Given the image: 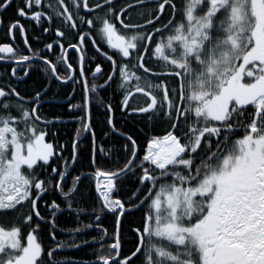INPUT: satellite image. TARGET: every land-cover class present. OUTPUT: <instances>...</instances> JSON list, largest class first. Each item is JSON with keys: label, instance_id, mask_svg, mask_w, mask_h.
Segmentation results:
<instances>
[{"label": "snow or ice", "instance_id": "snow-or-ice-1", "mask_svg": "<svg viewBox=\"0 0 264 264\" xmlns=\"http://www.w3.org/2000/svg\"><path fill=\"white\" fill-rule=\"evenodd\" d=\"M12 7L0 0V14ZM14 10L13 43H0L15 78L0 83V264H264V0H19ZM54 18L55 62L43 54L54 44L33 50L22 23L46 21L47 33ZM33 68L46 82L23 93ZM65 86L70 145L59 142L63 114L44 111ZM108 89L118 103L100 96ZM135 94L144 102L133 107ZM101 106L104 135L119 145L97 146L92 108ZM117 111L167 128L142 147L117 127ZM81 138L87 173L75 168ZM125 179L132 190L118 196ZM137 212L126 241L124 221ZM91 245V261L67 254Z\"/></svg>", "mask_w": 264, "mask_h": 264}, {"label": "trees", "instance_id": "trees-1", "mask_svg": "<svg viewBox=\"0 0 264 264\" xmlns=\"http://www.w3.org/2000/svg\"><path fill=\"white\" fill-rule=\"evenodd\" d=\"M93 2H95V0H93ZM18 3H19V0H14V7H15V4H18ZM14 7L9 8L6 12H3L2 14H0V15H2V18L4 21L3 30H4V28H6V30H7L8 29V27H7L8 23L11 20H14L16 18ZM135 15L136 14L133 13L134 17H135ZM165 19H166V17H165ZM133 22H136V20L134 19ZM22 23H24L28 29L27 36H28L29 43L31 44L33 50H36V49L42 50V48L38 47L36 45V43L37 44H39L40 42H43L44 44L49 43L50 41H52L51 39H54L56 37L55 36V29L57 27H62V25L60 24V21L58 19H55V18L53 19V21L50 25L51 30L47 33H45L43 31V27H49V25L47 24L46 21L44 22L43 27H38L35 23L31 22L30 20H23ZM37 30H38V32H37ZM35 37H39V40H37ZM63 39H64L65 46H67V43L73 39V33L68 32L66 30V35ZM6 42H7L6 32L3 33V31H1L0 32V43H6ZM91 51H92V48L89 45L88 46V52L91 53ZM74 59H75V57H74ZM102 71L103 72L109 71L108 62L105 61L102 64ZM31 82L32 83H30L28 85H26V84L21 85L20 89L25 91V92H32V90L34 88H36L39 85H42V83H40L37 78ZM99 82L100 81H98L97 83H99ZM55 91H56L55 88H53L52 92L54 93ZM50 95H52V94L50 93ZM135 95L137 98L131 99L130 104L133 107L142 105L144 102L142 94H135ZM100 96L103 97V99L105 101H110L114 104L118 103V101L120 99L119 94H117L115 96V98L113 97L112 89H108L106 92H101ZM44 111L46 114H49V116H51V114H63L64 120H69V117L67 115L68 110L66 108V105H63V106L49 105L48 107H44ZM103 111H104V108L102 106L99 107V109L97 107L92 108V113H93L92 122L94 124V131L96 134L97 146L106 148V147H109L111 144L119 145L121 143V140L119 138L114 137L110 132H109L108 136L104 135L105 131L107 130V126L105 124L106 118L103 115ZM115 123H116L117 127L122 129V130H128V129L133 130L136 133L142 147L145 144V138L146 137L154 135V134H163V132L167 128V125L162 124V123H156L154 125H149L144 120H142L139 115H135L132 118H130L129 116H122L120 111H117L115 113ZM53 130L56 131L57 129H53ZM58 136H59V142L60 143H65V144L70 145L71 140L75 139L73 122L67 123V124H62V125L58 126ZM87 136H89L88 133L85 134V137H87ZM49 139H50V137H49ZM79 148L82 150L83 155L80 158V163H78L75 166V168H76L77 172L87 173L91 170L89 168V160L87 159V157L90 156V152H91L90 141L87 139L81 138V141L79 143ZM65 154H67V152ZM98 159H99V157H98ZM100 163H101V166L103 168L110 167V165L107 164L106 162H104L103 160H100ZM73 174H76V172H74ZM82 179H84V177H82ZM85 183H88V181H85ZM130 190H132V181H131V179H125L120 183L119 191L116 193V195L122 196L125 193L129 192ZM139 218H140L139 212L135 213L134 215H129L126 217V219L124 221V236H125L126 241L131 239V237L128 233L129 223L133 220H135L136 223H139ZM7 219H11V218H7ZM86 222H87V220H85V223ZM103 223L105 224V226H107L109 228L110 231L112 230V217L111 216H108L103 221ZM61 224L64 226H68L70 224H71V226H75L74 224L71 223V217L65 218L64 216H61ZM91 234L94 235L95 233H91ZM93 247H96V245L82 246L79 249L67 250V254L72 256V257L81 259V260L91 261L94 259V256H93L92 250H91ZM128 247H130V245L126 244L125 249H127Z\"/></svg>", "mask_w": 264, "mask_h": 264}, {"label": "flooded vegetation", "instance_id": "flooded-vegetation-1", "mask_svg": "<svg viewBox=\"0 0 264 264\" xmlns=\"http://www.w3.org/2000/svg\"><path fill=\"white\" fill-rule=\"evenodd\" d=\"M5 30H6V28H4V30H3V25H0V32L1 31H3V33L6 32V35H7V42L6 43H13L12 38L8 33V29L6 31ZM37 32H38V30H37ZM56 39H58V38L55 37L54 39H51L52 41L49 42V43L54 44V48L52 51H43V54L47 55L54 62L56 60V56L61 54V49L55 44ZM14 43L19 48L24 49L25 54H28V50L25 47V45L22 43L19 32H15ZM36 45L38 46L37 43H36ZM66 55H68L70 57V62H72L74 60L75 56L72 55L71 49H67ZM12 66H13V62H11V61L0 62V83H4L8 78L15 80L14 77H11V67ZM18 74H20V73H18ZM36 78L42 84H44L46 82L45 74L39 68H33L32 70H30V75L25 78V82L18 85V90L22 91L23 93H31V92H25V91L21 90L20 86L24 85V84L28 85V84L32 83L31 81L35 80ZM89 79L91 81V77H89ZM98 81L99 80L94 81V82H98ZM76 87H77V95L75 97V100H73V103L80 101V95H79L80 85L77 84ZM53 88H55L56 91L58 90L55 85L53 86ZM59 90L61 92V95L58 98H55L52 95H49V97L46 98V103H45L44 107H48L49 105L63 106V105H66L68 103V100L65 98L64 93L71 92V88L68 86H65ZM65 122H66L65 124L72 123L70 120H65Z\"/></svg>", "mask_w": 264, "mask_h": 264}, {"label": "bare ground", "instance_id": "bare-ground-1", "mask_svg": "<svg viewBox=\"0 0 264 264\" xmlns=\"http://www.w3.org/2000/svg\"><path fill=\"white\" fill-rule=\"evenodd\" d=\"M44 43L43 42H40L39 44H38V47H41L42 48V50L44 49Z\"/></svg>", "mask_w": 264, "mask_h": 264}, {"label": "water", "instance_id": "water-1", "mask_svg": "<svg viewBox=\"0 0 264 264\" xmlns=\"http://www.w3.org/2000/svg\"><path fill=\"white\" fill-rule=\"evenodd\" d=\"M86 134V133H85ZM85 134H84V136H85Z\"/></svg>", "mask_w": 264, "mask_h": 264}]
</instances>
